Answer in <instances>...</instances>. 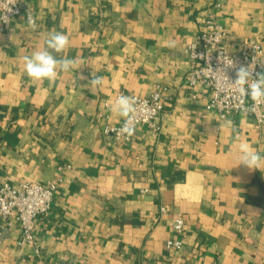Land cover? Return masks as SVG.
<instances>
[{"label": "crops", "instance_id": "0c3cea01", "mask_svg": "<svg viewBox=\"0 0 264 264\" xmlns=\"http://www.w3.org/2000/svg\"><path fill=\"white\" fill-rule=\"evenodd\" d=\"M209 17L230 53L264 37V0H21L0 31V183L55 189L35 221L40 255L0 220V264H264V172L238 165L241 144L264 152V124L252 112L220 118L187 84L183 48ZM53 31L70 40L54 55L77 63L33 80L23 57ZM157 85L172 95L159 131L104 134L123 119L110 111L117 92ZM178 213L182 245L168 248Z\"/></svg>", "mask_w": 264, "mask_h": 264}, {"label": "built area", "instance_id": "2783aa9c", "mask_svg": "<svg viewBox=\"0 0 264 264\" xmlns=\"http://www.w3.org/2000/svg\"><path fill=\"white\" fill-rule=\"evenodd\" d=\"M20 14L21 0H0V31L10 28L13 19ZM29 17L34 21L33 16L28 15V20ZM225 36L224 27L209 17L204 21L203 28L185 44L183 52L189 59L187 84L193 90L192 97H196V91L201 88L208 94L206 109L216 111L220 118L231 112H252L256 123L263 125L264 106L257 107L255 112L251 111L252 101L236 95L229 81L236 78V70L240 66L253 65V77L264 73V37L246 40L239 53L234 54L225 47ZM232 61L233 65H228ZM220 82H223V87ZM121 94L131 96L136 101V128L147 126L152 131L160 130L162 110L166 102L172 99L166 86L157 85L147 95L125 94L119 91L116 97ZM123 123V119L115 124L107 123L102 131L113 136L115 140L126 141L130 137L118 134ZM54 189L53 181L0 183V220L6 224L15 223L19 229L17 243L20 246L32 247L37 256L40 251L35 238V221L38 216L49 210ZM165 208L164 205L160 206L161 211ZM173 228L176 237L168 239L166 247L179 248L182 245L181 236L184 229V220L180 213L176 214L173 220Z\"/></svg>", "mask_w": 264, "mask_h": 264}, {"label": "clouds", "instance_id": "9594fccd", "mask_svg": "<svg viewBox=\"0 0 264 264\" xmlns=\"http://www.w3.org/2000/svg\"><path fill=\"white\" fill-rule=\"evenodd\" d=\"M30 25L35 28V22L29 17ZM43 49L35 50L31 55L23 57L24 71L26 75L36 81H54L59 72H68L75 67L77 61L71 58L58 59L54 53H62L70 46L68 35L63 32L53 31L48 35ZM233 65V61L231 64ZM253 65L240 66L236 70V78L229 81L234 93L239 97L252 101L251 111L264 106V73L253 77ZM82 78V77H81ZM103 77L93 76L90 84L93 87L103 85ZM223 87V82H220ZM110 111L123 118L124 123L119 129V135L131 137L136 131V101L133 97L119 95L110 105ZM239 164H243L250 170L264 172V152L258 151L250 145L241 144L238 149Z\"/></svg>", "mask_w": 264, "mask_h": 264}]
</instances>
